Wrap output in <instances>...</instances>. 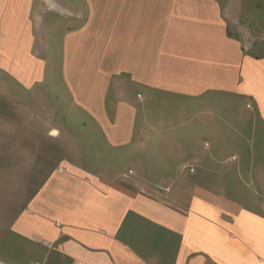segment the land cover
Listing matches in <instances>:
<instances>
[{"label":"crops","instance_id":"crops-1","mask_svg":"<svg viewBox=\"0 0 264 264\" xmlns=\"http://www.w3.org/2000/svg\"><path fill=\"white\" fill-rule=\"evenodd\" d=\"M230 12L225 0H0V264H264L255 203L190 178L154 190L136 165L138 111L157 93L229 94L264 121V54Z\"/></svg>","mask_w":264,"mask_h":264},{"label":"rangeland","instance_id":"rangeland-1","mask_svg":"<svg viewBox=\"0 0 264 264\" xmlns=\"http://www.w3.org/2000/svg\"><path fill=\"white\" fill-rule=\"evenodd\" d=\"M225 2L237 27L232 30L252 53L264 54V0ZM47 10L44 22L58 24L59 10ZM67 25L63 20L57 27L56 40ZM137 120L148 137L137 175L151 188L159 191L173 179L190 178L246 198L264 211V121L245 102L229 94L190 99L157 93L144 101Z\"/></svg>","mask_w":264,"mask_h":264},{"label":"built area","instance_id":"built-area-1","mask_svg":"<svg viewBox=\"0 0 264 264\" xmlns=\"http://www.w3.org/2000/svg\"><path fill=\"white\" fill-rule=\"evenodd\" d=\"M248 106L250 107L251 105L248 104ZM209 144L206 143V146H208ZM237 157L236 156H233L232 159H236ZM188 167L189 171L190 172H194L195 171V167L194 166H186ZM130 172L132 173V171L130 170ZM166 190H169V187L165 188ZM48 243V242H47ZM49 244V243H48Z\"/></svg>","mask_w":264,"mask_h":264}]
</instances>
